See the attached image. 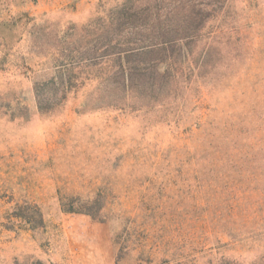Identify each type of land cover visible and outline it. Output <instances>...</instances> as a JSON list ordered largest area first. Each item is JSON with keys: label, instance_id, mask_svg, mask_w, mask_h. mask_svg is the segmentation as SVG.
Wrapping results in <instances>:
<instances>
[{"label": "rangeland", "instance_id": "1", "mask_svg": "<svg viewBox=\"0 0 264 264\" xmlns=\"http://www.w3.org/2000/svg\"><path fill=\"white\" fill-rule=\"evenodd\" d=\"M0 264H264V0H0Z\"/></svg>", "mask_w": 264, "mask_h": 264}]
</instances>
